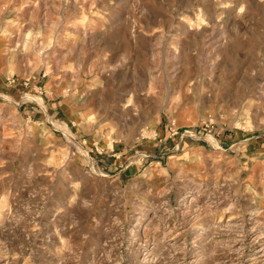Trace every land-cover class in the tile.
Wrapping results in <instances>:
<instances>
[{
	"label": "rangeland",
	"instance_id": "374dc122",
	"mask_svg": "<svg viewBox=\"0 0 264 264\" xmlns=\"http://www.w3.org/2000/svg\"><path fill=\"white\" fill-rule=\"evenodd\" d=\"M263 255L264 0H0V264Z\"/></svg>",
	"mask_w": 264,
	"mask_h": 264
},
{
	"label": "bare ground",
	"instance_id": "6f19581e",
	"mask_svg": "<svg viewBox=\"0 0 264 264\" xmlns=\"http://www.w3.org/2000/svg\"><path fill=\"white\" fill-rule=\"evenodd\" d=\"M219 185V184H218ZM227 185V184H226ZM225 187V186H224ZM226 189V188H225ZM191 192H193V191H191ZM187 197V195H185V197H184V199ZM209 197V196H208ZM212 200V199H211ZM219 201V200H218ZM190 202H191V200H190ZM210 204V203H209ZM219 205V204H218ZM189 206H190V204H189ZM221 206V205H220ZM230 207H232V206H230ZM203 208V207H202ZM205 208V207H204ZM214 208V207H213ZM216 208V207H215ZM193 209V208H192ZM228 209H229V207H228ZM231 209V208H230ZM167 211V210H166ZM202 211V210H201ZM193 217V216H192ZM223 223V222H222ZM197 227V226H196ZM172 229V228H171ZM241 233V232H240ZM237 237V236H236ZM258 240V239H257ZM233 241V240H232ZM115 246V245H114ZM240 247V246H239ZM138 248V247H137ZM236 248V247H235ZM111 249V248H110ZM112 250V249H111ZM235 253V252H234ZM104 256V255H103ZM264 256V255H263ZM61 258V257H60ZM231 258H232V256H231ZM99 260H101V259H99ZM226 260V259H225ZM257 261V260H256Z\"/></svg>",
	"mask_w": 264,
	"mask_h": 264
},
{
	"label": "crops",
	"instance_id": "0c3cea01",
	"mask_svg": "<svg viewBox=\"0 0 264 264\" xmlns=\"http://www.w3.org/2000/svg\"><path fill=\"white\" fill-rule=\"evenodd\" d=\"M173 157H174V156H173ZM212 159H213V160H216V158H214V157H212ZM156 180H157V179H156ZM146 184H147V185H152V186H154V185L156 184V182H153V180L151 181V179H150V180L147 179Z\"/></svg>",
	"mask_w": 264,
	"mask_h": 264
},
{
	"label": "clouds",
	"instance_id": "9594fccd",
	"mask_svg": "<svg viewBox=\"0 0 264 264\" xmlns=\"http://www.w3.org/2000/svg\"><path fill=\"white\" fill-rule=\"evenodd\" d=\"M241 11H243V9H241Z\"/></svg>",
	"mask_w": 264,
	"mask_h": 264
}]
</instances>
